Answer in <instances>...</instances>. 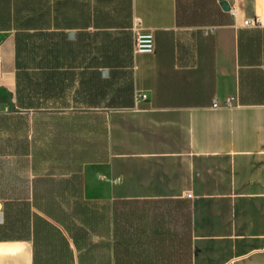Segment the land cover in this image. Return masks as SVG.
I'll return each instance as SVG.
<instances>
[{
    "label": "crops",
    "instance_id": "0c3cea01",
    "mask_svg": "<svg viewBox=\"0 0 264 264\" xmlns=\"http://www.w3.org/2000/svg\"><path fill=\"white\" fill-rule=\"evenodd\" d=\"M228 2L131 0L125 27L67 29L53 69L18 68L17 26L0 29V86L34 156L0 198V264H116L120 202L142 236L172 237L171 258L159 248L156 264L181 263L182 236L191 264H264V0ZM134 17L153 52H134ZM38 141H59L64 163L39 162Z\"/></svg>",
    "mask_w": 264,
    "mask_h": 264
},
{
    "label": "trees",
    "instance_id": "16d2710c",
    "mask_svg": "<svg viewBox=\"0 0 264 264\" xmlns=\"http://www.w3.org/2000/svg\"><path fill=\"white\" fill-rule=\"evenodd\" d=\"M1 1L5 4V10L0 11V23L5 27L0 29H10L8 27L10 24L17 26L15 29L18 68H58L64 59V43L68 42L67 29L75 28L76 37H93L98 33L88 31L89 26L125 27L131 12V0H21L22 6L14 11L7 8L13 0ZM101 34L103 37L108 36L107 32ZM36 43L40 49L38 57L33 55L31 48ZM24 50L28 54H21ZM48 87L52 98L60 97L59 91L52 90L49 84ZM114 214L116 264H129L130 252L127 244H133L137 248L136 254H133L138 261L136 264H142V260L144 264H156L154 259L161 256L159 248L162 247L169 250L165 258H171L169 249L171 236L161 234L142 236L141 223L135 226L127 221L124 202L115 205ZM180 244V264H191L190 237L182 236ZM142 248L145 250L144 254Z\"/></svg>",
    "mask_w": 264,
    "mask_h": 264
},
{
    "label": "rangeland",
    "instance_id": "374dc122",
    "mask_svg": "<svg viewBox=\"0 0 264 264\" xmlns=\"http://www.w3.org/2000/svg\"><path fill=\"white\" fill-rule=\"evenodd\" d=\"M16 110L10 92L6 87L0 86V198L13 197L17 182L28 178L29 166L34 159L29 151V130L25 123L17 124ZM50 123L55 129L60 126L53 120ZM37 144L39 149L48 148V155L36 157L39 162L64 163V157L57 154L59 141H38Z\"/></svg>",
    "mask_w": 264,
    "mask_h": 264
},
{
    "label": "built area",
    "instance_id": "2783aa9c",
    "mask_svg": "<svg viewBox=\"0 0 264 264\" xmlns=\"http://www.w3.org/2000/svg\"><path fill=\"white\" fill-rule=\"evenodd\" d=\"M232 14H236L235 10L231 9ZM245 25L257 26L260 24L258 18H248L244 21ZM132 32L134 35V52H153L154 51V36L150 29L145 28L140 17L133 18ZM3 75V57L0 45V77ZM146 97L145 93L137 92L136 99H141ZM215 107H219L217 103L214 104ZM191 196V193H188Z\"/></svg>",
    "mask_w": 264,
    "mask_h": 264
},
{
    "label": "water",
    "instance_id": "95a60500",
    "mask_svg": "<svg viewBox=\"0 0 264 264\" xmlns=\"http://www.w3.org/2000/svg\"><path fill=\"white\" fill-rule=\"evenodd\" d=\"M221 6L224 10H229L230 9V4L228 2V0H220ZM2 204L0 203V208H1Z\"/></svg>",
    "mask_w": 264,
    "mask_h": 264
}]
</instances>
